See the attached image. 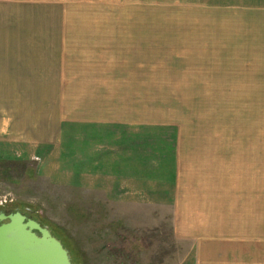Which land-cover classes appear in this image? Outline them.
Here are the masks:
<instances>
[{
	"label": "rangeland",
	"instance_id": "obj_1",
	"mask_svg": "<svg viewBox=\"0 0 264 264\" xmlns=\"http://www.w3.org/2000/svg\"><path fill=\"white\" fill-rule=\"evenodd\" d=\"M219 3L0 0V46L14 52L0 54V65L18 67L0 71V208L49 228L73 264H264L263 230L250 240L204 230L211 224L200 215L190 223L169 205L111 201L47 176L75 144L108 153L172 141L156 128H175L185 142L217 143L219 129L222 142H264V71L219 69L228 14ZM98 65L114 70L109 82L126 84L72 85ZM229 80L237 86L221 91ZM178 82L187 85L170 84Z\"/></svg>",
	"mask_w": 264,
	"mask_h": 264
},
{
	"label": "crops",
	"instance_id": "obj_2",
	"mask_svg": "<svg viewBox=\"0 0 264 264\" xmlns=\"http://www.w3.org/2000/svg\"><path fill=\"white\" fill-rule=\"evenodd\" d=\"M219 6L228 13L223 27L220 21L218 54L219 60L223 56L226 61L219 62V69L264 71V0H224V5L219 3ZM0 54L14 52L1 45ZM5 62L1 63L0 71L18 68ZM90 70L95 76L75 77L72 85L126 84L109 82L114 81L110 78L113 69L98 65ZM163 84L167 86L169 82ZM237 84L229 80L227 86L223 87L222 82L219 86L221 91H230ZM154 131L170 135L172 141L144 145L119 143L113 146L114 150L108 147V153L92 150L91 145L75 144L73 155L59 154L57 172H47V176L56 175L58 183L77 189L104 191L111 201L137 197L149 205H169L174 215L187 218L200 215V224H211V228L206 226L204 230L248 232L245 235L248 240L257 238L259 230L264 232V142H222L220 129L217 143L181 141L175 128ZM213 216L218 220L212 221ZM193 221L198 219L191 217L190 223Z\"/></svg>",
	"mask_w": 264,
	"mask_h": 264
},
{
	"label": "water",
	"instance_id": "obj_3",
	"mask_svg": "<svg viewBox=\"0 0 264 264\" xmlns=\"http://www.w3.org/2000/svg\"><path fill=\"white\" fill-rule=\"evenodd\" d=\"M0 264H73L61 240L49 228L28 219L21 212L2 216L0 223Z\"/></svg>",
	"mask_w": 264,
	"mask_h": 264
},
{
	"label": "flooded vegetation",
	"instance_id": "obj_4",
	"mask_svg": "<svg viewBox=\"0 0 264 264\" xmlns=\"http://www.w3.org/2000/svg\"><path fill=\"white\" fill-rule=\"evenodd\" d=\"M17 212H21V213H22L23 215H25L28 219H33L32 216L26 214L25 212L20 211L18 208H14V207L11 206V205L2 206V208H0V219H1L2 216L9 217L10 215H13V214H15V213H17ZM35 221H37V220H35ZM8 222H9V221L6 220V221L0 223V226L3 225L4 223H8ZM37 222H38V221H37ZM41 225H42V224H41ZM42 226H44V225H42Z\"/></svg>",
	"mask_w": 264,
	"mask_h": 264
},
{
	"label": "trees",
	"instance_id": "obj_5",
	"mask_svg": "<svg viewBox=\"0 0 264 264\" xmlns=\"http://www.w3.org/2000/svg\"><path fill=\"white\" fill-rule=\"evenodd\" d=\"M56 237V236H55ZM57 238V237H56ZM59 239V238H58ZM60 240V239H59ZM65 246V245H64ZM65 248H66V246H65Z\"/></svg>",
	"mask_w": 264,
	"mask_h": 264
},
{
	"label": "built area",
	"instance_id": "obj_6",
	"mask_svg": "<svg viewBox=\"0 0 264 264\" xmlns=\"http://www.w3.org/2000/svg\"><path fill=\"white\" fill-rule=\"evenodd\" d=\"M0 205H3V204L0 203Z\"/></svg>",
	"mask_w": 264,
	"mask_h": 264
}]
</instances>
